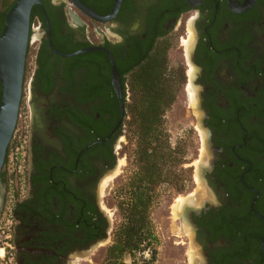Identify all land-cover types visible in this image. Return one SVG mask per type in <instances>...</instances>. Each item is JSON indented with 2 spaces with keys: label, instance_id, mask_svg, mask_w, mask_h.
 Here are the masks:
<instances>
[{
  "label": "flooded vegetation",
  "instance_id": "obj_1",
  "mask_svg": "<svg viewBox=\"0 0 264 264\" xmlns=\"http://www.w3.org/2000/svg\"><path fill=\"white\" fill-rule=\"evenodd\" d=\"M40 1L28 129L22 106L16 127L25 182L6 168L0 177L10 234L0 264H80L105 246L101 188L122 158L131 80L158 54L184 71L203 143L201 190L173 223L180 262L264 264V0H80L94 16L72 0Z\"/></svg>",
  "mask_w": 264,
  "mask_h": 264
},
{
  "label": "trees",
  "instance_id": "obj_2",
  "mask_svg": "<svg viewBox=\"0 0 264 264\" xmlns=\"http://www.w3.org/2000/svg\"><path fill=\"white\" fill-rule=\"evenodd\" d=\"M0 1L5 12L15 2ZM4 20L0 11V29ZM151 60L131 80L125 119L129 147L125 146V149H128L132 169L115 190L119 219L103 264H128L124 260L126 256L132 257V264H135L136 253L146 249H153V255L159 242L152 218L155 204L162 194L187 192L192 184V168L184 166L188 163L189 137L179 138L173 143L166 119L185 82L184 71L179 67L169 70L162 54ZM12 140L5 163L14 142Z\"/></svg>",
  "mask_w": 264,
  "mask_h": 264
},
{
  "label": "rangeland",
  "instance_id": "obj_3",
  "mask_svg": "<svg viewBox=\"0 0 264 264\" xmlns=\"http://www.w3.org/2000/svg\"><path fill=\"white\" fill-rule=\"evenodd\" d=\"M0 11L3 14L6 13L1 1ZM36 47L37 43L35 42L34 44H30L28 48L26 72L23 85L24 89L20 105V108L22 106L21 115L23 118H20L19 126H25L26 130L28 129L26 126L28 124V117L30 116L28 107L29 82L34 69ZM172 55L173 59H180L181 56L180 51L177 49L174 50V53H172ZM190 101L191 103H193L191 100V94ZM166 119L167 129L173 143H175L179 138L186 137V139H188L189 137V147L187 148L186 155L188 163H186L184 166L186 168H192V184L191 188L187 192L177 193L175 191H170L169 193H164L161 195L159 201L155 204L152 211V218L155 225L156 234L159 239V242L156 245V251L153 255V249H146L143 252L136 253L134 258L135 264H182L180 262L184 258L182 249L179 248L180 246L172 244V240H179L178 238L172 236V234L175 233L173 230V223L175 222L174 220L179 217V214L183 211L185 203L189 201L188 198L192 199L193 197H198L199 191L201 190V182L198 173L200 163L203 160V143L201 141L200 147L199 133L191 125L190 112L189 108H187V99L184 93L180 92L177 101L173 104L171 110L166 114ZM197 128L199 131L200 127L198 126ZM22 130L23 128L20 129V131ZM189 131H191L190 135H188ZM121 144L122 149L120 150V157L122 158L118 162L115 173L112 174L109 179L104 182V186L101 188L102 196L104 193H106V197L103 198L105 199V204L101 203V205L104 207L105 211H108L109 214V219L112 224L111 236L105 246L97 249V251L94 252V255L88 257V260L80 261V264H103L107 247L112 242V234L119 219L118 210L116 207L115 190L120 183L125 181L126 177L130 174V171L132 169L128 149H125V146L128 145L129 147L126 135L124 137V141ZM200 154L201 156L199 159ZM191 193H194L195 195L192 196ZM184 231L185 233L190 234V231L186 226L184 227ZM124 260L128 264L133 263V258L129 256H126Z\"/></svg>",
  "mask_w": 264,
  "mask_h": 264
},
{
  "label": "water",
  "instance_id": "obj_4",
  "mask_svg": "<svg viewBox=\"0 0 264 264\" xmlns=\"http://www.w3.org/2000/svg\"><path fill=\"white\" fill-rule=\"evenodd\" d=\"M72 2L88 15L94 16L80 0ZM35 5H39L47 17L40 0H15L9 11L4 14L5 20L0 34V177L19 118L31 32V14Z\"/></svg>",
  "mask_w": 264,
  "mask_h": 264
},
{
  "label": "built area",
  "instance_id": "obj_5",
  "mask_svg": "<svg viewBox=\"0 0 264 264\" xmlns=\"http://www.w3.org/2000/svg\"><path fill=\"white\" fill-rule=\"evenodd\" d=\"M19 129H16L13 135L14 142L12 147L10 148V151L8 153L7 161L4 163L5 165L3 166L6 168V170L9 172V174L14 175L18 182H21L24 184L25 178L24 174L27 168V151H26V132L25 129L20 131ZM13 140H11L12 142ZM10 145V144H9ZM6 160V159H5ZM11 177V180L13 177ZM7 220L9 217L7 216ZM5 223H7L5 221ZM3 230L6 232L4 233ZM9 239H10V234L9 231L6 230V228H0V252L7 249L9 245Z\"/></svg>",
  "mask_w": 264,
  "mask_h": 264
}]
</instances>
